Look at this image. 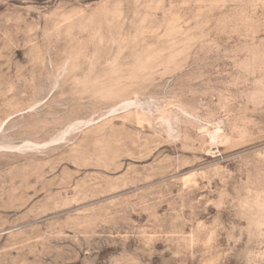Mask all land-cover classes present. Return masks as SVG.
Segmentation results:
<instances>
[{
	"label": "rangeland",
	"instance_id": "rangeland-1",
	"mask_svg": "<svg viewBox=\"0 0 264 264\" xmlns=\"http://www.w3.org/2000/svg\"><path fill=\"white\" fill-rule=\"evenodd\" d=\"M0 264H264V0H0Z\"/></svg>",
	"mask_w": 264,
	"mask_h": 264
},
{
	"label": "bare ground",
	"instance_id": "bare-ground-1",
	"mask_svg": "<svg viewBox=\"0 0 264 264\" xmlns=\"http://www.w3.org/2000/svg\"><path fill=\"white\" fill-rule=\"evenodd\" d=\"M125 104H126V103H125ZM121 106L123 107V106H125V105L123 104V105H121ZM114 108H115V107H114ZM27 143H30V142L26 141V144H27ZM33 145H34V146H38L39 144H33Z\"/></svg>",
	"mask_w": 264,
	"mask_h": 264
}]
</instances>
